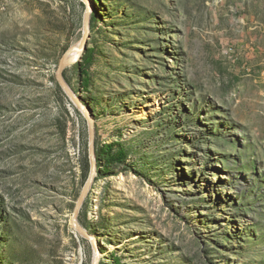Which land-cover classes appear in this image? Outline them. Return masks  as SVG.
Masks as SVG:
<instances>
[{
	"label": "rangeland",
	"instance_id": "374dc122",
	"mask_svg": "<svg viewBox=\"0 0 264 264\" xmlns=\"http://www.w3.org/2000/svg\"><path fill=\"white\" fill-rule=\"evenodd\" d=\"M89 116L99 264H264V0H0V264H92Z\"/></svg>",
	"mask_w": 264,
	"mask_h": 264
},
{
	"label": "water",
	"instance_id": "95a60500",
	"mask_svg": "<svg viewBox=\"0 0 264 264\" xmlns=\"http://www.w3.org/2000/svg\"><path fill=\"white\" fill-rule=\"evenodd\" d=\"M91 14H92V5L89 3V5L87 6L86 14H85L84 37H83V40H82V42L78 48L80 53L82 51H86L88 48L87 42H88V37H89V33H90ZM74 49L75 48L73 47V48H70L67 50V52L61 58L58 69H57V79H58L59 83L70 94H72V92L70 90L68 82L65 79L64 71H65L66 67L68 66V64L70 63L68 61V57L74 51ZM88 119H89V129H90L89 148H90L91 170H90V174L88 176V179L86 180L84 187L82 189V192L79 196L76 207L74 209V212L72 215V224L76 227V229L81 234H83L84 236H86L87 238L92 240V242L95 245V254H94V259H93L92 264H99L100 251H99L98 247L96 246L95 238L86 229H84L78 221V216H79L80 210L82 208V205H83V203H84V201H85V199L89 193L92 182H93V180L97 174V157H96V150H95L94 119L91 116H89Z\"/></svg>",
	"mask_w": 264,
	"mask_h": 264
},
{
	"label": "trees",
	"instance_id": "16d2710c",
	"mask_svg": "<svg viewBox=\"0 0 264 264\" xmlns=\"http://www.w3.org/2000/svg\"><path fill=\"white\" fill-rule=\"evenodd\" d=\"M93 54H94V48H88L85 53L86 63L81 64L80 67V72L84 78L83 81L85 86L86 85L88 86L90 81L87 64L93 60ZM98 159L99 161L102 162L103 170L108 171L113 164L124 163L126 161L127 150L123 145L117 142L105 143L100 150V155ZM115 262L116 264H121L120 260L117 258Z\"/></svg>",
	"mask_w": 264,
	"mask_h": 264
},
{
	"label": "bare ground",
	"instance_id": "6f19581e",
	"mask_svg": "<svg viewBox=\"0 0 264 264\" xmlns=\"http://www.w3.org/2000/svg\"><path fill=\"white\" fill-rule=\"evenodd\" d=\"M75 49H74V51L69 55V57H68V61L69 62H74V61H76L77 59H78V57H79V53H80V51L78 50V48H79V45L78 46H76V47H74Z\"/></svg>",
	"mask_w": 264,
	"mask_h": 264
}]
</instances>
